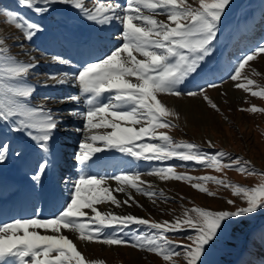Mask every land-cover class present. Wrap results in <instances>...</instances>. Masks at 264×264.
<instances>
[{
  "label": "snow or ice",
  "instance_id": "obj_1",
  "mask_svg": "<svg viewBox=\"0 0 264 264\" xmlns=\"http://www.w3.org/2000/svg\"><path fill=\"white\" fill-rule=\"evenodd\" d=\"M230 3L231 0H198V7H194L188 0H124L123 4L119 0H15L14 9L0 10L6 24L14 27L23 40L31 42L48 30L40 21L54 6L65 5L93 27L97 42L103 44L107 40L113 44L104 56L78 66L62 55H53V63L69 70L62 67L49 71L43 82L32 85L26 77L39 67V62L34 58L23 62L11 55L12 47L23 50L24 45L16 43L17 38L10 34L0 33V165L8 160L10 152L18 158L24 156L25 147L21 145L13 151L10 137H25L35 158L29 176L30 194L43 195L55 208L50 218L34 211L32 218L0 225V264H104L88 259L69 233L85 245L131 247L152 253L164 264H176L174 258L182 264H204L206 254L217 246L232 221L264 210V173H259L250 161L231 157L223 150L210 154L194 142L177 141L160 131L178 127L173 121L179 120L178 112L168 107L162 96L196 97L220 111L207 94L219 85L214 81L199 84L195 78L213 54L222 16ZM20 8L39 19H28L18 11ZM159 16L166 19H158ZM105 32L110 34L102 35ZM262 54L264 42L237 58L228 73L235 88L260 99H264V87L249 78L258 73L243 70ZM190 83L193 89L185 91ZM66 86L78 91L63 96L46 95L42 101L76 105L65 110L82 124L76 127L83 137L74 154L76 171L72 175L61 174L46 192L38 193L37 188H43V178L54 169V137L63 126L65 112L53 111L43 102L33 104L32 100L38 87ZM253 86L259 90H252ZM238 110L264 113V108L255 105ZM207 147L216 146L209 140ZM107 153L131 159L121 161L127 167L101 174L95 169L105 162V156L97 154ZM170 160L181 163L165 164ZM141 161L149 162L143 170L139 166ZM187 162L217 172L234 170L256 175L261 182L244 187L226 178L178 173L177 167L187 170ZM144 175L190 184L209 197L215 194L205 185L212 183L217 189H231L232 195L246 206L233 211L184 208L173 219L159 221L150 215L143 218L114 211L133 205L143 208L133 192L153 204L170 199L144 181ZM114 193H123L125 199H118ZM226 203L234 206L233 200ZM98 205L108 207L101 210ZM175 240L187 243L176 244ZM251 240L253 250L246 252L239 264H264V227L253 232ZM257 244L259 257L254 254Z\"/></svg>",
  "mask_w": 264,
  "mask_h": 264
},
{
  "label": "rangeland",
  "instance_id": "obj_2",
  "mask_svg": "<svg viewBox=\"0 0 264 264\" xmlns=\"http://www.w3.org/2000/svg\"><path fill=\"white\" fill-rule=\"evenodd\" d=\"M119 2L123 4L124 0H119ZM188 2L193 3L194 7H198V0H195V2L194 0H188ZM5 8L9 10L14 9L15 0H0V10ZM18 11L30 20L39 19L23 8L18 9ZM65 12L68 13L70 17L65 16ZM47 17L40 22L47 25V31H53L56 33H60V26L62 25V20L64 18L71 19V21L74 22L81 21L80 23L86 25L85 21L77 17L65 5L54 6V10ZM157 18L162 20L166 19L164 16H159ZM0 33L5 35L10 34L17 38L15 41L16 43H23V50L19 47H12L11 55L16 56L20 61L23 59L30 61L34 58L38 62L40 61L45 64L44 67L40 66L41 68L34 69L33 72L28 75L29 77L27 76L26 78L28 82L29 80H37L40 78L43 82L45 79V73L51 71V68H54L53 64L55 63L52 62L51 57L57 55L56 50H48L45 48V45L41 44V42L38 44L40 40L37 37L31 42L23 40L14 27L6 24L3 16H0ZM106 33L107 32L102 33V35ZM95 37L96 36H94V40L96 41ZM48 39L51 42H54L52 36H49ZM13 42V40L8 41L10 45L13 44ZM261 42H264V0H231L230 5L226 9L225 15L222 16L218 38L214 41L213 45V54L206 59V62L202 66L201 74L196 76V78L199 77L196 79V82L199 84H206L209 81H214L219 85V87L215 89H209L207 94L218 105L220 111L216 112L209 108L199 98L183 96L180 98H185L190 101L191 106L189 115L186 114V118H183L179 113V120L173 121L178 124V127L171 130L160 131L167 132L168 135L177 141L185 140L188 142H194L210 154L223 150L229 153L231 157H240L243 160L250 161L252 167H254L259 173H264V113L251 114L238 110L240 108H248L252 105L257 106L258 108H264V99L252 97L250 93H244L242 89L235 88L234 82L228 79L231 65L235 63L236 59L249 52ZM104 43L105 42H103L102 45L98 42V44H96L98 46L96 47L107 49L109 44L105 43L104 45ZM58 45L57 49L63 52L60 55L70 60L75 59L73 53H67L64 51L61 42L58 41ZM87 45H89V43L85 46ZM78 51H80V49ZM81 52L82 51H80V53ZM64 70H66V68ZM249 70H254L255 73H258L250 75L249 78L253 79L256 85L264 87V54L251 61L243 71ZM193 87L194 85L190 83L185 91L193 89ZM68 89L71 90L70 88ZM68 89L64 87V94H67L68 91L66 92V90ZM252 90H259V88L253 86ZM221 93H224V95H221ZM41 94H38L35 99H40L39 97L41 96L39 95ZM161 98L169 99L171 97L162 96ZM172 98L176 101L179 100L177 97ZM56 112L64 111L57 110ZM202 117H204L205 120H200ZM64 120L66 121V124L63 123V126L59 129L61 132L59 140L63 145L61 151L65 157L64 159H70V162L64 164L61 169L67 172L68 175L70 171L72 174L76 171L73 167L75 164L74 154L78 151L79 141L83 137L81 133L76 131V127L82 126L81 123L75 125L76 123L73 122L76 121L71 123L73 119L68 118ZM185 121H187V123ZM66 127L69 128L67 129ZM73 130L76 132L75 134L74 132H71ZM10 138L12 140L13 151L21 145L25 146L26 144L24 141L25 137L22 135H16ZM211 138L213 139V144L216 146L215 148L207 147V141ZM12 156L13 155L10 152L9 158ZM17 162H19L18 158ZM34 162L35 161H33V163ZM147 163L149 162H139L141 170L147 166ZM150 163L159 164L160 162ZM179 163L181 162L175 160L165 162V164L168 165ZM12 165L13 164H11V166ZM14 165L15 166L10 168L17 170L16 164ZM187 165V170L183 167H177L176 171L178 173H186L193 177L214 176L220 179L226 178L229 182L244 187H253L261 182L260 177L256 175L247 176L237 173L234 170H222L221 172H217L212 169L201 168L199 165H193L192 162H187ZM6 169L8 170V168ZM141 178L147 183L155 185L156 191L162 190L165 196L170 199L167 201L157 200L156 203L153 204L146 197L137 195L133 192L132 195L134 199L142 205L143 208L136 207L135 205L132 207L124 206L127 210L124 208H115L118 212H128L138 217L142 215L145 218H148L150 215L153 219L159 221L173 219L174 216L180 215L184 208L206 207L213 210L233 211L236 207L246 206L239 197L232 195L231 189H225L223 187L217 189L212 183L205 185L209 191H212L215 194L213 197H209L206 194L199 193L194 190L190 184L184 182L160 181L158 179L159 183L157 184L154 176L144 175ZM0 187L5 191L3 193L2 189H0L2 191H0V194H4L3 196H6L7 193L11 192L13 189L11 185L7 186V184L3 186L0 185ZM114 195L118 199H125L123 193H114ZM3 196H0V198ZM227 200H233L234 206L227 204ZM263 211L264 210L259 211L250 218L245 217L232 221L225 232L221 234L217 246L214 249L209 250L206 254L204 264H239L244 254L253 250L251 234L253 232H258L264 227ZM133 227L135 228L136 226ZM143 230L144 229L141 228V231ZM68 235L73 237L70 233ZM169 235L171 236L172 234L169 233ZM77 242L80 244L82 243L78 240ZM174 243L182 244L187 243V241L175 240ZM80 248L88 259L103 261L104 264H164V261L161 258L156 257L154 254L138 251L131 247L104 246L92 243L90 246L83 244ZM254 254L257 257L261 255L258 244L255 247ZM174 259L176 260V264H182V261L179 258Z\"/></svg>",
  "mask_w": 264,
  "mask_h": 264
},
{
  "label": "bare ground",
  "instance_id": "obj_3",
  "mask_svg": "<svg viewBox=\"0 0 264 264\" xmlns=\"http://www.w3.org/2000/svg\"><path fill=\"white\" fill-rule=\"evenodd\" d=\"M85 23H86V26L87 27H89L90 29L93 30V35L92 36H96L97 33L94 31L93 27L88 22L85 21ZM57 32H59V31H57ZM46 33L42 35L43 37H45L44 42H43L45 44V48H47L48 50L55 49L58 55L62 54L63 52H61L59 49H57L58 46H59L58 45V41L60 40L58 38L59 37L58 34H60V33L56 34V33L53 32V34H52V32L48 33L47 31H46ZM109 34L110 33L107 32L106 34H104V36H108ZM49 36H52L54 38V42H51L48 39ZM104 42L106 44H109V47L107 49L96 47V46H98V45H96V44H98V42L95 41V40H91V42H89V45H87V46H76L75 45V47H74V45H72V43H67V42H63L62 43V41H61V43L63 45V48H64V50L66 52H70L71 51V52H73L75 54V59H73L71 61H72L73 64H75L77 66L80 65V64H83L85 61L96 60V59L104 56L105 52L108 49H111L112 48L110 46H113V44L112 43H109L107 40H105ZM105 43H104V45H105ZM79 49H80V51H82L81 53H80V51H78ZM28 53H30V52H28ZM21 61H23V62H29L28 60H25V59H23ZM40 66H43L44 67L45 64L44 63H41L39 61V67H37V68H41ZM51 66H50V68H51ZM53 66H54V68L53 69L51 68V71L52 70H55L57 68H62L63 67V66H59V65H56V64H53ZM65 68H66V70H69V68H67V67H63V70ZM38 71H40V70H38ZM32 77H33V75H32ZM40 79H37V80H29V82L28 81L27 82L29 84H32V85H38L40 82H42ZM65 88H67V89L70 88L71 89V90H69V89L66 90V92L68 91L67 94H69L70 92H77L78 91V89L71 88L70 86H66ZM63 89L64 88L52 89V88L38 87L37 90H36V92L34 93V97H33L32 103L33 104H36L37 102H43V103L46 104V106L48 108H51L53 111L63 110L65 112V110H67V109H71L73 107H76V105H74L73 103H55V102H52L51 100H49V101H42V98L44 96H46V95H51V96H63V95H67V94H64ZM41 93H43V94H41ZM38 94H41V95H39V96H41V97H39L40 99H35V97ZM162 100L167 104L168 107H170V108L174 109L175 111H177L178 114L180 113L183 118H186L185 117L186 114L189 115V113H190V106L191 105H190V101L186 100L185 98H179L178 101L174 100L172 97L169 98V99H162ZM65 114L66 115H64L63 118H62L65 124H66V121L64 119H68V118L73 119L72 121L70 120L71 123L73 121H76V122H73V123H76L75 125H78V123H81L78 119L73 118L71 115L67 114L66 112H65ZM200 120H205V118L202 117V118H200ZM185 122L187 123V121H185ZM204 123H205V121H204ZM67 125H68V123H67ZM67 125H65V126H67ZM71 132H74V134L76 133L74 130L71 131ZM60 134H61V132L58 129L57 132H56V135L54 137V157H55V160H54V169H51L50 170L49 185L48 186H45L44 183H43V181H42L43 188H37V192L38 193L46 192L47 189H48V187L50 186V184L53 182V180L55 178L59 177L61 174L67 175V172H65L61 168L64 166V164H67L68 162H70V159L69 160L68 159L67 160L64 159L65 157L63 156V153L61 151V148L63 147V145H62V143H60V140H59ZM76 135H78V134H76ZM209 140L213 143V139L212 138L211 139H208V141ZM30 153H31L30 156H28V155L27 156H23V159H22V161H23V167H24L23 169L25 170V172L24 171H22V172L24 173V175L27 176V178L29 180H27L25 182L26 185L22 187V189L18 192V194H16V192H15V190L19 188L18 187V183H17V179L21 175H23V173L21 172V170H20L19 167L16 168L17 170H13L14 168L13 169L10 168V167H12L11 164H13V165L16 164V166H19L18 165L19 162H17V160H16L17 157L15 155H13L12 157H10L8 159V161H6V164L3 165V167H6L7 166L10 169V172L9 173L7 172L8 180H6V179H0V185L3 186L5 184H8L9 183L11 186H13V191L6 198H2V197H1L2 199L0 198L1 199L0 200V225L3 224V223H5V222L10 223L14 219H19V218H32L34 211L37 212V213H39V215L41 217L50 218L51 217V214L55 211V208L51 205V203H49V202L46 201V198L43 195L37 196V195L30 194L31 188H32V182H31L29 176H30V172H31L33 166L35 165V162L33 163V161H35V158L33 157V152H30ZM121 161H130V159L127 158V157H123L121 155L120 156H117L115 153L106 155L105 156V162L102 163L100 165V167L98 169H95V170L96 171H99L101 174H104L105 172L111 173L114 169L123 168L125 164L128 165L127 163H121ZM142 162L144 163V161H142ZM68 175H72V172L70 171ZM155 182L157 184L159 183L158 182V179L156 177H155ZM113 184H114V182H113ZM0 189H2V188L0 187ZM2 191H3V189H2ZM4 192L5 191H3V193ZM3 195L0 194V196H3ZM97 207L99 209H101V210H106V208L108 206H106V205H98ZM116 209L114 208V211H116L117 213H119ZM125 210H127V209H125ZM85 211H88V210H85ZM139 217L145 218L142 215H140ZM105 231H109V230L106 229ZM72 238L77 243L79 249H81L80 247H82L84 243L83 242L81 244L78 243L77 240L75 239V236L74 235H73ZM91 244H87V245L90 246Z\"/></svg>",
  "mask_w": 264,
  "mask_h": 264
},
{
  "label": "trees",
  "instance_id": "obj_4",
  "mask_svg": "<svg viewBox=\"0 0 264 264\" xmlns=\"http://www.w3.org/2000/svg\"><path fill=\"white\" fill-rule=\"evenodd\" d=\"M262 211V210H261ZM264 212V211H263ZM263 212H261V213H263Z\"/></svg>",
  "mask_w": 264,
  "mask_h": 264
}]
</instances>
